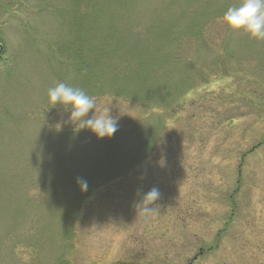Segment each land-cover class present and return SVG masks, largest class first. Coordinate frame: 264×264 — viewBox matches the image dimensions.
I'll use <instances>...</instances> for the list:
<instances>
[{"label":"rangeland","instance_id":"374dc122","mask_svg":"<svg viewBox=\"0 0 264 264\" xmlns=\"http://www.w3.org/2000/svg\"><path fill=\"white\" fill-rule=\"evenodd\" d=\"M131 2L130 41L140 35L161 61L148 82L172 96L158 112L108 83L87 93L124 134L126 159L106 173L114 160L98 162L99 138L48 97L82 82L63 54L72 0H0V264H264V40L223 23L242 0ZM106 56L104 69L120 61ZM158 119L153 153L134 165ZM153 187L161 196L145 219L133 204Z\"/></svg>","mask_w":264,"mask_h":264},{"label":"trees","instance_id":"16d2710c","mask_svg":"<svg viewBox=\"0 0 264 264\" xmlns=\"http://www.w3.org/2000/svg\"><path fill=\"white\" fill-rule=\"evenodd\" d=\"M131 3V0H72L73 17L68 28L71 39L67 43L68 49H65L66 47L63 49V54L71 55L67 61L73 65L77 77L82 79L79 88L86 93L102 95L104 86L108 83L110 92L115 97L135 103L141 108L153 107L154 111L161 112L158 105H167L165 99L171 95L172 89L166 85L159 90L148 82L151 77L159 75L161 72L159 65L162 63L156 56L144 54L140 35H136L134 43L130 41V34L133 33L130 13L128 14ZM194 28L191 33L196 34L188 35L186 38L197 36L199 30L196 26ZM148 30L153 32L156 29L153 26ZM100 32L108 38L107 43L112 44L110 51L106 50L104 45L93 48L97 38L95 36ZM182 40L184 37L178 42ZM3 47L1 55L5 53ZM111 54L118 55L120 61L113 69H104L103 60L106 59V55ZM1 59L2 57L0 61ZM93 80L95 83H91ZM185 81L182 80L181 85L186 83ZM182 88L183 93L187 92V87ZM162 127V122L158 119L153 130L137 142L135 153L129 157L134 165L153 153L156 137L160 130H163ZM123 135L121 131H117L111 138L105 137L97 142L95 155L97 159L99 158L98 162L104 161L102 159L104 156L108 157L109 162L114 160L107 164L106 173H111L118 167L116 161L123 164L126 159L122 156L120 144Z\"/></svg>","mask_w":264,"mask_h":264},{"label":"clouds","instance_id":"9594fccd","mask_svg":"<svg viewBox=\"0 0 264 264\" xmlns=\"http://www.w3.org/2000/svg\"><path fill=\"white\" fill-rule=\"evenodd\" d=\"M223 23L235 31L243 30L252 38L264 40V0H242L238 6L229 7L223 17ZM49 102L64 107L69 112V120L76 130L88 129L97 138H111L118 130L117 118L111 115L110 109L101 111L96 100L83 89L70 86L64 82L57 83L48 90ZM93 114L89 117V113ZM81 192L88 191V182L83 178L77 179ZM140 199L134 201V208L145 219L153 217L156 213V202L161 193L153 187L146 193L138 191Z\"/></svg>","mask_w":264,"mask_h":264},{"label":"flooded vegetation","instance_id":"af4514ba","mask_svg":"<svg viewBox=\"0 0 264 264\" xmlns=\"http://www.w3.org/2000/svg\"><path fill=\"white\" fill-rule=\"evenodd\" d=\"M202 256H203V250H200L199 254L193 258V261L196 262Z\"/></svg>","mask_w":264,"mask_h":264},{"label":"water","instance_id":"95a60500","mask_svg":"<svg viewBox=\"0 0 264 264\" xmlns=\"http://www.w3.org/2000/svg\"><path fill=\"white\" fill-rule=\"evenodd\" d=\"M1 47V46H0Z\"/></svg>","mask_w":264,"mask_h":264}]
</instances>
